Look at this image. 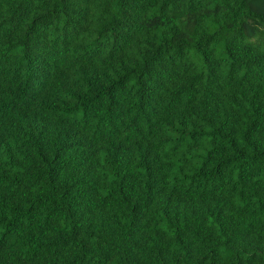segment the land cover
Here are the masks:
<instances>
[{
    "label": "trees",
    "instance_id": "obj_1",
    "mask_svg": "<svg viewBox=\"0 0 264 264\" xmlns=\"http://www.w3.org/2000/svg\"><path fill=\"white\" fill-rule=\"evenodd\" d=\"M0 264H264V0H0Z\"/></svg>",
    "mask_w": 264,
    "mask_h": 264
}]
</instances>
